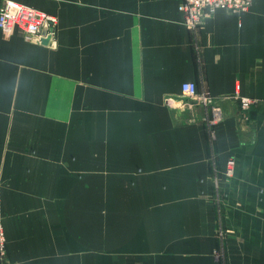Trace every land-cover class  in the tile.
I'll list each match as a JSON object with an SVG mask.
<instances>
[{
  "label": "crops",
  "instance_id": "crops-1",
  "mask_svg": "<svg viewBox=\"0 0 264 264\" xmlns=\"http://www.w3.org/2000/svg\"><path fill=\"white\" fill-rule=\"evenodd\" d=\"M12 1L58 36L0 29L6 264H220V222L226 264H264V0L195 30L182 0ZM188 81L223 111L213 126Z\"/></svg>",
  "mask_w": 264,
  "mask_h": 264
},
{
  "label": "built area",
  "instance_id": "built-area-1",
  "mask_svg": "<svg viewBox=\"0 0 264 264\" xmlns=\"http://www.w3.org/2000/svg\"><path fill=\"white\" fill-rule=\"evenodd\" d=\"M254 0H182L181 11L183 14V23L189 28L195 30L203 22L205 16L212 14L218 9H224L229 12L248 11ZM58 20L55 15L47 12L39 11L33 7L7 0L0 8V29L6 37L14 34L16 30L20 31L23 37L32 43L42 45H54L58 36ZM182 97L184 99L194 100L202 103L205 108L212 109V117L204 118L208 120L210 127L221 120L223 111L216 101L206 93H199L195 82L188 81L182 85ZM168 105L172 104L171 99L166 100ZM255 101L241 97L240 104L243 111L251 108ZM235 158L229 157L223 177L230 178L235 172ZM212 183L214 186L213 202L220 206L222 196L219 193L221 187V178L219 171L213 175ZM2 182L0 180V190ZM220 211V208L218 207ZM219 239V247L215 251L216 259L220 264H226L225 240L226 233L221 225L217 233ZM0 264H6V236L2 225V213L0 210Z\"/></svg>",
  "mask_w": 264,
  "mask_h": 264
},
{
  "label": "rangeland",
  "instance_id": "rangeland-1",
  "mask_svg": "<svg viewBox=\"0 0 264 264\" xmlns=\"http://www.w3.org/2000/svg\"><path fill=\"white\" fill-rule=\"evenodd\" d=\"M186 101H188L189 103L188 104H191L192 105V107L195 109H197L199 112L200 111H204V108H205V106L202 104V103H199V102H197V101H194V100H187L186 99ZM241 105V104H240ZM190 106H188L187 105V108H189ZM191 108V107H190ZM1 180V179H0ZM1 182H2V180H1ZM226 203V199H225V197H223V200H222V203H221V205L223 206V204H225ZM214 204H215V201H214ZM221 225H222V227H223V224L221 223ZM223 229H224V231H225V233H226V240H227V231H226V229L223 227ZM226 240H225V244H224V247H225V249H226V247H227V242H226Z\"/></svg>",
  "mask_w": 264,
  "mask_h": 264
}]
</instances>
